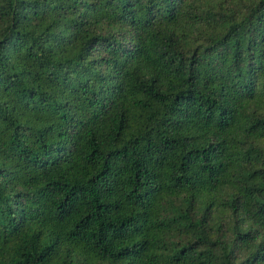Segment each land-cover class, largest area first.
Wrapping results in <instances>:
<instances>
[{
    "label": "trees",
    "instance_id": "1",
    "mask_svg": "<svg viewBox=\"0 0 264 264\" xmlns=\"http://www.w3.org/2000/svg\"><path fill=\"white\" fill-rule=\"evenodd\" d=\"M0 264H264V0H0Z\"/></svg>",
    "mask_w": 264,
    "mask_h": 264
}]
</instances>
